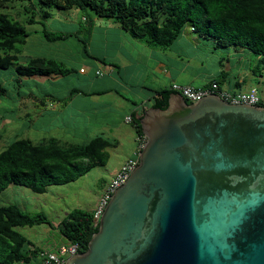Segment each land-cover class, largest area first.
Listing matches in <instances>:
<instances>
[{
  "label": "water",
  "instance_id": "water-1",
  "mask_svg": "<svg viewBox=\"0 0 264 264\" xmlns=\"http://www.w3.org/2000/svg\"><path fill=\"white\" fill-rule=\"evenodd\" d=\"M139 122L138 165L65 264H264V105L173 92Z\"/></svg>",
  "mask_w": 264,
  "mask_h": 264
},
{
  "label": "trees",
  "instance_id": "trees-1",
  "mask_svg": "<svg viewBox=\"0 0 264 264\" xmlns=\"http://www.w3.org/2000/svg\"><path fill=\"white\" fill-rule=\"evenodd\" d=\"M72 9L82 12L81 23L85 25L82 29L86 28L87 33L84 38L79 37L82 29L52 31L45 27L43 21L55 16L53 11ZM95 17L112 20L133 37L157 47L170 46L189 26L194 33L216 41L219 46L250 50L261 58L264 70V0H0V72H14L17 83L24 77L72 72L59 59L22 55V47L33 34L28 26L41 24L42 28L35 32L49 42L75 36L86 48ZM3 76H0V97L8 90L3 85ZM213 81L220 86L217 80ZM173 92L172 88L154 90L148 104L151 108L166 109ZM142 105L131 114L138 135L144 134L139 122L145 113ZM108 144L103 136L86 144L67 145L54 137L38 143L26 137L15 138L0 150V193L10 184L42 193L51 184L74 181L94 166L107 163ZM41 223L51 224L46 216L28 214L15 204L0 206V264H29L35 259L40 264L43 251L31 247L33 243L16 228ZM59 229L84 252L99 224L94 223V212L76 209L61 222Z\"/></svg>",
  "mask_w": 264,
  "mask_h": 264
},
{
  "label": "crops",
  "instance_id": "crops-1",
  "mask_svg": "<svg viewBox=\"0 0 264 264\" xmlns=\"http://www.w3.org/2000/svg\"><path fill=\"white\" fill-rule=\"evenodd\" d=\"M95 31L98 32V38ZM83 49L87 51L88 57L96 60L87 68H80L87 74V82L92 88L85 89L75 83L67 88H55L71 72L66 75H35L24 77L20 83L16 82V92L13 91L15 97H9L10 91L0 97L1 110H4L0 113V124L4 127L16 126L21 121L26 124V129L28 127L53 132L48 133V138L54 137L67 145L68 139L64 134H71L72 117L84 115L87 111L85 104L89 102L100 108L105 117L98 129L101 134L95 137L103 136L104 132L111 136L107 138L111 142L105 148L109 158L103 165L104 169L96 173L100 186H95L91 201L81 198L79 193L82 192V185L83 190H88V183L81 181L86 178L85 174L74 181L51 184L42 193L19 184H10L0 193V206L15 204L28 214L47 216L51 224L29 226L42 227L43 237L37 243L28 238L33 243L31 247H36L37 250L54 251L62 244L71 243L59 229L61 222L71 211L81 209L94 212L104 185L133 156L138 146L135 126L133 123H126L125 118L138 105L146 101L149 103L154 90L169 89L175 82L197 87L217 80L222 88L229 91H243L253 86L260 91L258 85L264 83L260 57L254 54L256 64L251 66L247 62V58L253 54L250 50L233 45L219 46L216 41L194 33L189 26L183 29L179 38L170 46L157 47L133 37L112 20L95 17L89 45ZM29 53L59 59L65 63L64 60L48 56L44 52L28 51L26 54ZM68 67L72 72L75 71L73 67ZM121 88L129 94H124ZM26 131L22 137L32 139ZM55 132L61 133L57 135ZM111 152H114V159H111ZM75 182L81 183L72 190L70 185ZM8 190H16L17 197H4L2 193ZM71 194L75 198L70 201L68 197Z\"/></svg>",
  "mask_w": 264,
  "mask_h": 264
},
{
  "label": "rangeland",
  "instance_id": "rangeland-1",
  "mask_svg": "<svg viewBox=\"0 0 264 264\" xmlns=\"http://www.w3.org/2000/svg\"><path fill=\"white\" fill-rule=\"evenodd\" d=\"M55 13V14H54ZM53 14L55 16L51 17L47 21H43L45 27L52 31H75V30H81L83 26L85 25L81 23L83 20L82 18V12L72 9L70 11H63V10H56L53 11ZM42 28L41 24H35L32 26H28V29L33 31L32 36L29 37L28 42L26 45L22 47V55H26L28 51H35L37 53L44 52L48 56H56L67 63V66L73 67L75 71L71 72L69 75H67L65 78H62V83L60 85H56L55 88H67L69 85L77 84L80 87H84L85 89L92 88L91 85L87 82V74H84L81 67L87 68L88 65H92L91 62L95 59H92L86 55L85 50L83 49V43L79 40V38H76L75 36L69 37L67 39H63L57 42H49L47 41L43 35H41L40 32H35V30H40ZM86 29V28H85ZM85 29L81 30L80 32V38H84V36L87 35ZM95 36L98 38V32L95 31ZM33 46V47H32ZM95 49V48H94ZM93 49V50H94ZM252 56H249L247 58V62L251 63V66H254L256 64V56L254 54H251ZM96 61V60H95ZM246 63V62H245ZM104 66V64H103ZM103 68V67H102ZM7 74V75H6ZM93 74V73H92ZM6 75V76H3ZM0 76L2 78L3 76V85L5 88H7V91L9 92V97L13 98L16 95L13 94V91L16 92V75L12 71H1ZM51 88V87H50ZM54 89V87L52 86ZM51 88V89H52ZM259 93L261 96L264 95V83L258 85ZM28 90V89H27ZM124 94H129L125 89H120ZM133 96V95H132ZM134 97V96H133ZM11 101V99H9ZM11 103V102H9ZM75 104H78V102H75ZM87 111H85L84 115H76L72 117V127L71 134H64L67 136L68 144H86L91 140V138L95 137L98 134H101L98 129L101 127L102 123L105 120V117L103 116V112L100 111V108L96 107L95 105L91 103L85 104ZM2 107L0 106V113L4 110H1ZM126 122V121H125ZM43 126V122H40ZM127 123V122H126ZM19 124V125H18ZM16 126H7L4 127L2 124H0V150L6 147V145L13 141L15 138H20L23 135V132H25L27 129L26 124L24 125L23 122L19 121ZM36 126V125H35ZM97 130V131H96ZM62 132V131H61ZM60 132V133H61ZM26 133L29 134V136L33 139V141L36 140V142H42V140L47 139L48 133H53L50 131H44V130H38L37 128L34 129H28ZM55 132V134H60ZM18 135V136H16ZM24 137V136H23ZM103 137L108 141L107 138L111 136H108V133H103ZM113 151V150H112ZM111 159L115 158L114 152H111ZM104 169L103 165H96L91 170H89L87 173H85V179L82 178V183H88V190H83L82 192H79L81 194V198L83 199H89L91 201L93 199V193L96 190L95 186H100L98 181V175L96 173L98 170L102 171ZM96 171V172H95ZM89 174V176H87ZM81 182H75L70 185V188L72 190H75L78 185H80ZM14 187H17L15 185ZM69 188V189H70ZM68 189V190H69ZM4 193V194H3ZM2 195H5L4 197L12 198L17 197L16 196V190H8V192H3ZM71 201V198H75L74 195H69ZM2 200V196H0V203ZM17 199H11V201H16ZM69 201V202H70ZM67 202V201H66ZM66 202H63V204H66ZM73 202V201H72ZM45 216V215H44ZM47 217V216H46ZM21 234H23L25 237L31 239L33 242L37 243L40 238L43 237V233L41 232L42 227L40 228L38 226L36 227H17L16 228ZM38 260H33L30 264H37Z\"/></svg>",
  "mask_w": 264,
  "mask_h": 264
},
{
  "label": "built area",
  "instance_id": "built-area-1",
  "mask_svg": "<svg viewBox=\"0 0 264 264\" xmlns=\"http://www.w3.org/2000/svg\"><path fill=\"white\" fill-rule=\"evenodd\" d=\"M173 91L179 92L189 102H195L201 97L210 94H217L222 99L230 103H247L259 105L264 98L260 95L257 87L253 86L243 91H229L220 88L216 81H212L209 86H192L187 84L173 83L171 85ZM142 109L148 108V102L142 103ZM127 123H132V116L125 118ZM147 142L146 135H138V146L133 156L128 158L120 167L116 175L109 180L103 187L101 196L94 210V223L99 224L101 215L105 207L111 199L113 193L129 178L132 171L136 168L140 161V155L143 147ZM80 253L78 243L62 244L54 251H43L40 255V264H65L68 257Z\"/></svg>",
  "mask_w": 264,
  "mask_h": 264
},
{
  "label": "clouds",
  "instance_id": "clouds-1",
  "mask_svg": "<svg viewBox=\"0 0 264 264\" xmlns=\"http://www.w3.org/2000/svg\"><path fill=\"white\" fill-rule=\"evenodd\" d=\"M174 92H176V91H174ZM177 93H179V92H177ZM146 102H148V101H146ZM189 102V101H188ZM189 103H191V102H189ZM260 105V104H259ZM151 107H150V104L148 105V108L146 109V110H143V111H147L148 109H150ZM140 113H142V112H140Z\"/></svg>",
  "mask_w": 264,
  "mask_h": 264
}]
</instances>
